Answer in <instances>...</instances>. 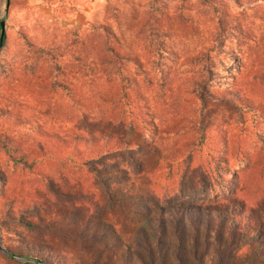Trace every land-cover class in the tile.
<instances>
[{"label":"rangeland","instance_id":"rangeland-1","mask_svg":"<svg viewBox=\"0 0 264 264\" xmlns=\"http://www.w3.org/2000/svg\"><path fill=\"white\" fill-rule=\"evenodd\" d=\"M1 19L0 264L229 255L188 226L159 250L149 226L180 206L264 201V0H0ZM106 132L127 148L83 167L73 135ZM255 243L231 261L264 264Z\"/></svg>","mask_w":264,"mask_h":264},{"label":"trees","instance_id":"trees-1","mask_svg":"<svg viewBox=\"0 0 264 264\" xmlns=\"http://www.w3.org/2000/svg\"><path fill=\"white\" fill-rule=\"evenodd\" d=\"M109 50L108 46L105 48ZM38 52L50 54V51H43L40 49ZM206 74H210L209 70L206 71ZM197 96L203 102V97L201 93L207 89L206 81L201 83H196ZM237 94L234 91L228 90L223 99L233 101V104L241 110L245 109L250 111L254 109V106L246 99H236L234 96ZM246 101V102H245ZM245 102V103H244ZM203 112V108H199ZM114 139H118L110 132L102 134L98 138H94L93 135L88 137L75 134L73 135V142H83L85 144V152L91 151L92 157L85 155L83 151H78L77 156L81 159V165L87 169L92 170L96 163H99L101 166L109 162L108 156L111 154L117 153L119 150L126 149L128 146L127 141L123 143H115ZM119 141V139L117 140ZM264 149V147H263ZM218 166H221L217 162ZM172 215L170 218L164 217L162 215L161 221L156 222V228L160 229L158 231L156 228L149 226L153 233L151 232L153 239V247L157 249H164L163 240L168 234V229L171 227L172 234L178 238L182 237L184 232L182 231L186 226L192 227L196 234L207 235L210 239L214 241L216 247L219 251H222L220 242L226 241L230 247H232L230 254L227 256H222L220 262L215 264H234L231 261V258L235 256V252L240 250V247L244 244H248L250 241H257L253 245L254 254L248 257L249 260H252L254 256H259L263 254L261 247L264 240V201H254L253 199H243L238 197L228 198L221 202H217L210 206H185L179 207L178 209L174 208L169 211ZM179 239V238H178ZM209 239V240H210ZM197 243L198 242H194ZM220 245V246H219ZM185 250V247L181 248ZM173 251L175 248L172 249ZM166 253H164L165 256ZM30 257L29 255H23ZM38 262L37 258H33ZM248 262V261H247ZM214 264V263H213Z\"/></svg>","mask_w":264,"mask_h":264},{"label":"water","instance_id":"water-1","mask_svg":"<svg viewBox=\"0 0 264 264\" xmlns=\"http://www.w3.org/2000/svg\"><path fill=\"white\" fill-rule=\"evenodd\" d=\"M8 5H9V0H6V8L8 7ZM4 25H5L4 19H1L0 20V47L2 45L3 38H4Z\"/></svg>","mask_w":264,"mask_h":264},{"label":"crops","instance_id":"crops-1","mask_svg":"<svg viewBox=\"0 0 264 264\" xmlns=\"http://www.w3.org/2000/svg\"><path fill=\"white\" fill-rule=\"evenodd\" d=\"M35 1H39V0H35ZM64 1L67 2V3H68V2H69V3L71 2V0H64Z\"/></svg>","mask_w":264,"mask_h":264}]
</instances>
